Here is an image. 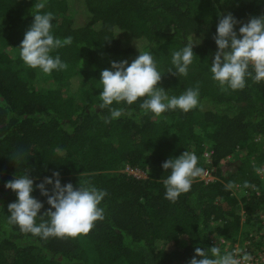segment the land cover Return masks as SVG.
<instances>
[{
    "label": "trees",
    "instance_id": "obj_1",
    "mask_svg": "<svg viewBox=\"0 0 264 264\" xmlns=\"http://www.w3.org/2000/svg\"><path fill=\"white\" fill-rule=\"evenodd\" d=\"M38 2L0 0V264H90L92 258L97 264H188L197 247L232 251L213 236L234 242L259 232L264 194L252 187L264 162V140L256 139L264 135V81L248 78L234 91L213 80L210 68L221 14L245 22L264 15V0H47L41 11L53 14L54 36L72 37L71 45L51 53L67 70L51 74L29 68L20 56ZM191 38L200 43L188 75L168 73L175 71L172 53ZM139 51L152 54L170 98L198 84V107L155 117L140 108L145 98L130 106L114 102L124 114L106 124L109 112L98 107L101 72L113 61L130 64ZM208 144L210 163L203 157ZM185 151L196 154L198 167L212 165L216 178H197L173 203L165 198L170 170L162 164ZM228 156L230 165H222ZM28 171L34 186L55 179L54 172L62 185L90 181L107 192L100 205L105 219L75 239L22 233L8 222L17 196L5 184ZM45 187L51 192L52 185ZM32 195L43 203V215L47 197L38 188Z\"/></svg>",
    "mask_w": 264,
    "mask_h": 264
},
{
    "label": "clouds",
    "instance_id": "obj_2",
    "mask_svg": "<svg viewBox=\"0 0 264 264\" xmlns=\"http://www.w3.org/2000/svg\"><path fill=\"white\" fill-rule=\"evenodd\" d=\"M46 3L47 0H40L33 6L36 10L34 21L25 32L19 48L26 66L51 74L54 70H67L68 64L59 55L53 57L51 53L71 45L72 37L60 39L54 36L53 14L41 11ZM237 24H241L239 34L236 31ZM213 39L217 51L210 71L213 80L222 88L227 86L234 91L243 90L248 78L256 83L264 81V15L252 16L244 23L230 12L221 14ZM199 43V40L191 38L181 50L174 51L171 62L175 71L169 69L168 73L186 77L196 57L193 48ZM111 69L102 70L100 80L103 86L100 94L102 103L98 107L109 112L108 117L104 118L106 124L124 114V108L112 107L114 102L130 106L140 98H145L140 108L145 114L151 112L155 117L176 109L187 113L199 105L198 84L178 97L170 98L167 95V91L159 86L163 75L150 52L139 51V55L130 64L127 60L113 61ZM12 160L16 162V159ZM197 165L198 157L188 151L178 158H169L162 164L165 171L170 170V175L164 180L167 200L175 203L181 194L191 190L194 180L206 175L205 170ZM53 177L55 179L45 177L42 183L34 186L28 171L5 184V188L15 192L17 196V201L8 205L9 224L17 225L22 233L43 239L87 236L96 222L105 219V210L100 205L107 192L97 189L90 181L78 187H74L72 183L62 185L59 172H54ZM45 185H52L51 192ZM233 187L232 183L227 185L229 189ZM244 187H248L247 182ZM36 188L41 195L47 197V204L50 205L43 215H39L43 203L32 195ZM38 216L41 221L39 224L36 222ZM45 217L48 219L45 220ZM252 260L253 257L240 248L222 253L220 247L214 245L207 250L197 247L188 264H250Z\"/></svg>",
    "mask_w": 264,
    "mask_h": 264
},
{
    "label": "built area",
    "instance_id": "obj_3",
    "mask_svg": "<svg viewBox=\"0 0 264 264\" xmlns=\"http://www.w3.org/2000/svg\"><path fill=\"white\" fill-rule=\"evenodd\" d=\"M257 140H264V135L259 134L256 137ZM211 148L206 149L204 151L203 157L207 161H210V155H211ZM257 169H260L258 172ZM127 170L129 173H132L136 176H142V172L138 168H133L127 166ZM208 171V167L205 169V173ZM255 171L257 175L259 176V184L258 185H253V189L256 191L258 195L264 194V162L256 166ZM207 181V180H206ZM259 218L261 221V229L257 233H249V235L243 239V240H236L234 242H229L226 241L224 238H219L221 239L219 243H225V247H228L234 251L237 248L242 249L243 251L249 253L252 257L253 260L250 262V264H264V206L261 208L259 211Z\"/></svg>",
    "mask_w": 264,
    "mask_h": 264
},
{
    "label": "rangeland",
    "instance_id": "obj_4",
    "mask_svg": "<svg viewBox=\"0 0 264 264\" xmlns=\"http://www.w3.org/2000/svg\"><path fill=\"white\" fill-rule=\"evenodd\" d=\"M75 15H76V21H77V23H81V22H83V21L85 20L83 14H82L80 11H76ZM248 20H249V19H248ZM248 20L245 21L244 23L248 22ZM193 36H194V35H193ZM194 37H195L196 39H199L197 36H194ZM216 51H217V48L213 50V53H215ZM105 69L112 70V69H111V64H109ZM102 88H103V86H102V84H101V82H100L99 85H98V87H97V91H98V94H99V95H100L101 92H102ZM210 148H212V144H208V146H207L206 149H210ZM232 160H233V156H228V157L224 158V159L222 160V162H220V163H222V165H224V166H225V165H228V166H229ZM208 162L210 163V161H208ZM208 166H209V167H208V171L206 172V175H204V176L201 177V178H203L204 181H205V180L208 181V180H211V179H215V178H216V176L214 175V167H213L212 165H208ZM124 169L127 170V167H125ZM127 171H128V170H127ZM141 174H142V176H146V175H147V172L144 171V172H142ZM213 240H214V241H217V242L219 243V241H220L221 239H219V238L217 239L216 237L213 236ZM84 244L87 246V245H88V242H86V241L84 240ZM90 264H97V263H96V261H94V259L92 258ZM118 264H126V263L121 262V263H118Z\"/></svg>",
    "mask_w": 264,
    "mask_h": 264
}]
</instances>
